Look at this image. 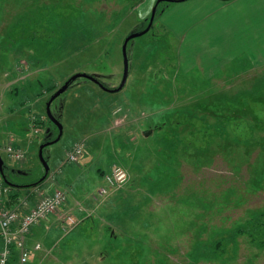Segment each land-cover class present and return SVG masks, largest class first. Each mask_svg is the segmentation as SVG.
Wrapping results in <instances>:
<instances>
[{
	"label": "rangeland",
	"instance_id": "rangeland-1",
	"mask_svg": "<svg viewBox=\"0 0 264 264\" xmlns=\"http://www.w3.org/2000/svg\"><path fill=\"white\" fill-rule=\"evenodd\" d=\"M156 1L0 0L3 175L66 198L24 264H264V0H163L146 30ZM133 34L119 92L50 101L117 89Z\"/></svg>",
	"mask_w": 264,
	"mask_h": 264
},
{
	"label": "built area",
	"instance_id": "built-area-1",
	"mask_svg": "<svg viewBox=\"0 0 264 264\" xmlns=\"http://www.w3.org/2000/svg\"><path fill=\"white\" fill-rule=\"evenodd\" d=\"M0 149L7 155L11 161L21 162L24 159V153L13 147L10 142L0 145ZM83 153V145L75 143L71 150L66 154L68 162H77ZM128 176L124 169L114 166L105 178L106 185L109 188L119 187L127 180ZM105 188L99 190V195L106 193ZM10 194L9 187L1 183L0 178V198ZM31 196V195H30ZM65 194L61 191H54L47 196H40L35 191L33 206H30L26 198H17L11 208L0 206V239L3 241V247L0 251V264H8L12 248L18 251V260L20 264L27 262L30 256L26 248V242L30 229L39 222L46 220L56 212L65 203ZM35 251L40 249L39 244H35Z\"/></svg>",
	"mask_w": 264,
	"mask_h": 264
},
{
	"label": "water",
	"instance_id": "water-1",
	"mask_svg": "<svg viewBox=\"0 0 264 264\" xmlns=\"http://www.w3.org/2000/svg\"><path fill=\"white\" fill-rule=\"evenodd\" d=\"M163 0H158L156 3H155V6L153 8V11H152V15L150 17V20H149V24H148V27L146 30H148L154 20V16H155V11H156V8L158 6V4L160 2H162ZM164 1H167V2H175V0H164ZM181 1H185V0H181ZM227 1V0H226ZM141 34H133L131 36H129L123 43V74H122V81H121V84L119 85V87L115 90H107L105 89L95 78L91 77V76H88V75H85V74H75L74 76H72L71 78H69L65 84L61 87V89H59L58 91H56L53 96L51 97L50 101H52L53 99H55L57 96H59L60 94H62L68 87L69 85L71 84V82H73L75 79H80V78H84V79H87V80H90V81H93L95 84H97L100 88H102L103 90L107 91V92H112V93H117L119 92L123 86H124V83L126 81V78H127V75H128V59H127V56H126V44L129 40L135 38V37H138L140 36ZM49 106V104H48ZM59 127V131H60V135H61V126L58 125ZM53 143V142H52ZM51 143V144H52ZM47 145H50V144H46ZM45 166V164H44ZM48 172V168L45 166V175L47 174ZM0 174L1 176L3 177V179L5 180V177L3 175V171H2V162H1V159H0ZM6 182V180H5ZM7 183V182H6ZM9 184V183H7Z\"/></svg>",
	"mask_w": 264,
	"mask_h": 264
},
{
	"label": "crops",
	"instance_id": "crops-1",
	"mask_svg": "<svg viewBox=\"0 0 264 264\" xmlns=\"http://www.w3.org/2000/svg\"><path fill=\"white\" fill-rule=\"evenodd\" d=\"M220 1H224V0H220ZM205 2H210V3H217V2H212L211 0H205L204 1V3ZM223 5L222 4H220L219 5V7H220V9H222L221 7H222ZM258 8V7H257ZM257 8H255V11L254 10H251L250 8H249V10L252 12V15H251V17L253 18V19H255V20H257V19H259L260 20V22H263V20H264V15L262 16V17H260V15H259V11L257 10ZM189 26H190V28H192V27H195L196 26V23H193V24H189ZM260 26L261 27H263L264 28V24L262 23V24H260ZM41 126V125H40ZM3 143L5 142V141H2ZM10 142V141H9ZM12 143V142H11ZM0 145H1V142H0ZM1 151H2V149H0ZM45 184V183H44ZM46 184H49V182H46ZM11 185V184H10ZM11 186H13L15 189H19V188H28V187H26V186H14V185H11ZM28 186H30V185H28ZM50 192H52V191H50ZM12 195L11 196H6L5 198H4V200L3 201H1V199L3 198V197H1L0 198V205H2L3 204V206H5V207H7V208H10V206H11V203H12V201H13V198L14 199H16L19 195H16V193L15 192H12L11 193ZM13 194H15V196H16V198H15V196L13 195ZM71 219V218H70ZM71 220H73V219H71ZM47 222H49V221H47ZM51 223V222H50ZM55 223L56 222H52L51 224L53 225V226H55ZM33 228V230H31L32 231V235H29V237H28V239H27V242H26V247L28 246V247H30V248H32V244H36L37 242L35 241V240H33V234H34V231H38L39 229H40V227H39V225H35V226H33L32 227ZM54 228V227H53ZM42 229V228H41ZM57 230V229H56ZM50 231H51V229H49L48 231H47V233H45V234H48L49 235V233H50ZM58 231V230H57ZM42 233H44L43 231H42ZM52 238H53V236H52ZM0 241L2 242V244H3V241L0 239ZM36 242V243H35ZM27 247V249L29 250V252L31 251L29 248ZM14 251H15V249H14Z\"/></svg>",
	"mask_w": 264,
	"mask_h": 264
},
{
	"label": "trees",
	"instance_id": "trees-1",
	"mask_svg": "<svg viewBox=\"0 0 264 264\" xmlns=\"http://www.w3.org/2000/svg\"><path fill=\"white\" fill-rule=\"evenodd\" d=\"M163 3H165V2H163ZM160 12V11H159ZM156 18H158V15H157V13H156V15H155V19H154V21L156 20ZM54 89V88H53Z\"/></svg>",
	"mask_w": 264,
	"mask_h": 264
},
{
	"label": "flooded vegetation",
	"instance_id": "flooded-vegetation-1",
	"mask_svg": "<svg viewBox=\"0 0 264 264\" xmlns=\"http://www.w3.org/2000/svg\"><path fill=\"white\" fill-rule=\"evenodd\" d=\"M155 14H156V12H155ZM148 27V26H147Z\"/></svg>",
	"mask_w": 264,
	"mask_h": 264
}]
</instances>
